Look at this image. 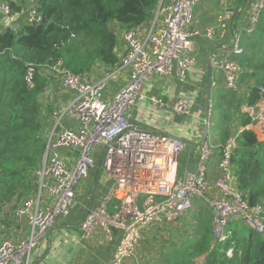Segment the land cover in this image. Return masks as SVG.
<instances>
[{
	"label": "built area",
	"instance_id": "2783aa9c",
	"mask_svg": "<svg viewBox=\"0 0 264 264\" xmlns=\"http://www.w3.org/2000/svg\"><path fill=\"white\" fill-rule=\"evenodd\" d=\"M199 1L160 0L150 25L122 27L114 24L125 51L122 54L118 51L119 42L116 46L119 66L97 80L89 73H73L61 62L44 68L35 64L27 66L25 78L30 86L34 85L37 73L45 71L50 78L52 74L58 77L64 88L76 94L63 108L58 122L68 114L79 126L56 132V125L49 134L41 166L36 172L37 189L25 197L14 212L16 222L26 221L30 233L25 238L0 240V264H33L32 253L48 231L59 218L68 217L73 207L80 204L78 186L96 167L95 154L98 153L103 157L101 174L103 178L113 179L114 187L103 205L86 207L80 230L82 241L90 240L101 231L107 242L115 243L117 236L113 231L120 233L112 256L105 264H124L133 257L144 230L151 225L174 223L192 208L194 198L203 199L209 207L213 232L220 241L232 236L229 224L233 220H240L248 228L264 234L263 205H252L238 188L232 163L238 134L233 133L224 142L219 137L221 143L211 144L209 131L213 125L210 117L204 119L205 139L199 145L196 168L181 178L179 158L188 141L180 135L137 127L127 118V112L139 102L148 100L155 105L162 104L159 97L151 94V83L156 77L170 76L176 62L177 75L183 81L194 70L195 37L199 34V30L193 28L197 22L194 7ZM233 2L221 0L224 7L219 17L220 27L218 30L210 27L205 34L210 39L225 40L211 54L212 69L222 71L227 90L240 91L242 69L238 57L245 52L241 38L256 30L264 0H253L242 26L235 20L237 11L230 6ZM0 12L11 19L28 14L29 23L42 20L36 6H22L15 11L13 0H0ZM126 69L128 75L124 84L106 97L111 81L116 83ZM215 86L211 75V87ZM212 106L211 101L210 116ZM173 110L190 115L192 102L182 97ZM253 119L261 123L264 130V115ZM194 126V132L201 131V120L197 119ZM215 148H220L219 173L211 180L208 167ZM62 149L77 151L72 163L61 153ZM47 197L52 199L51 204ZM112 201L110 210L108 204ZM233 254L231 248L228 255Z\"/></svg>",
	"mask_w": 264,
	"mask_h": 264
},
{
	"label": "trees",
	"instance_id": "16d2710c",
	"mask_svg": "<svg viewBox=\"0 0 264 264\" xmlns=\"http://www.w3.org/2000/svg\"><path fill=\"white\" fill-rule=\"evenodd\" d=\"M159 1L36 0L41 22L26 21L16 29H0V205L15 196L21 202L34 193L38 186L36 172L47 146L40 96L50 77L45 71L39 72L30 86L25 78L27 66L44 68L61 62L73 73L89 75L100 66L114 70L120 64L114 24H148ZM13 7L18 8L15 4ZM242 44L245 52L238 57L241 90L211 87L210 122L218 128L222 142L238 134L232 158L238 188L252 205L260 203L264 207V141L247 128L254 119L242 111L243 105L254 107L264 98V10L256 30L243 34ZM214 103L219 108L216 113ZM202 214L195 235L185 240L188 246L180 251L188 263L176 264H197L194 260L200 256H204L203 264H264L263 233L233 220L229 224L232 236L220 241L213 232L211 213L207 212L210 217L205 218ZM231 248L233 256L228 255Z\"/></svg>",
	"mask_w": 264,
	"mask_h": 264
},
{
	"label": "crops",
	"instance_id": "0c3cea01",
	"mask_svg": "<svg viewBox=\"0 0 264 264\" xmlns=\"http://www.w3.org/2000/svg\"><path fill=\"white\" fill-rule=\"evenodd\" d=\"M166 1L170 2V0ZM233 1V3H230V6L234 7L236 11L239 10L242 12L237 19L238 26H242L249 15L248 9H250L249 6L253 3V0H248L244 6V0ZM26 2H29V4L26 5ZM35 2L36 0H13V4L18 6V8L14 7L15 11H18L22 6H35ZM22 3L25 5H21ZM195 7V21L197 22L193 25V28L198 29L199 34L195 37L196 46L198 45V47H196L194 54L196 59L194 70L191 71L187 79L183 81L179 79L177 75L178 63L176 62L175 69L170 76L156 77L151 83V94L159 97L162 100V104L155 105L147 100L139 102L127 112L129 122L137 127L148 129L155 133L180 135L188 141L185 150L181 153L179 158L178 175L181 178L196 168L199 145L200 142L205 139L204 119H207L206 79L208 61L211 59V54L214 50L219 48V44L223 45L225 42L224 39H210L205 34V31L210 27H215L217 30L220 27L219 17L224 7V4H221V0H200ZM23 19L27 21L28 14L11 19L5 17L0 12V29L9 26L13 27L15 25H18V28L20 23L24 21ZM119 42L118 51L122 54V52L125 51V46L120 40ZM106 72L107 70L100 66L95 68L91 76L93 79L97 80L103 77ZM127 75L128 69L122 71L116 83L111 81L106 97H109L120 85L124 84ZM212 78L216 82V86L213 90L216 88L226 89L221 70L212 69ZM49 79V85L40 96L42 108H44L47 116H42L41 119L42 123L44 121L43 126L45 127L47 138L56 125V132L64 128L77 129L79 126L78 121L74 120L68 114H65L60 122H58L63 108L74 99L76 94L64 88L60 83V79L55 75L52 74ZM182 97H187L192 102V111L190 115L176 113L173 110L175 103ZM242 111L249 113L252 117L261 114L264 115V101H260L254 107L243 105ZM197 119L201 120V131L194 132V122ZM247 128L254 130L259 140L264 141V130L261 123L256 121ZM192 135L193 139L191 140L190 138ZM214 140L215 142L219 141V132ZM219 142L221 143V141ZM102 151L101 148L100 152L102 153ZM61 153L70 163H72L77 156L76 150L70 151L62 149ZM95 158L97 160L96 167L91 170L90 176L85 179L89 181L88 187L82 193L77 189V198L80 197L81 199H78L80 204H76L73 207L68 217L59 218L54 227L48 231L43 241H41L32 253L31 258L33 264H105L111 258L119 240V232L113 231L117 236L115 243L107 242L104 233L101 231H97L88 241H82L81 239L80 224L87 213L86 207H89L90 204H92L93 207L103 205L114 187V180L111 178H103L102 174L99 180H97L100 162L103 157L98 153L95 154ZM219 160L220 148H215L211 157V165L209 166V178L211 180L219 173V170L214 168H218L217 164ZM47 202L51 204L52 199L47 197ZM112 203L113 201L108 204L110 210L112 209ZM200 204L206 207L202 208ZM205 208L208 210H205ZM202 212L204 215H206L207 212L211 213L203 199L194 198L192 208L188 209L183 216L174 223L167 224L161 228H156L151 225L152 227H148L142 232L140 242L133 257L128 258L124 264L174 263V261H168L169 259L167 258V256H170L171 252L174 251L172 246L176 244L179 246L181 245L179 242H175L182 233L185 234V231L188 230L192 233L190 230L191 223L197 225L195 219L200 216ZM20 223L16 222V219L12 221L8 237L18 239L25 238L29 235V225L26 222H24L23 225H20ZM203 258L204 256H200L196 258L195 261L197 263H202L204 262ZM52 260H55L54 263Z\"/></svg>",
	"mask_w": 264,
	"mask_h": 264
},
{
	"label": "rangeland",
	"instance_id": "374dc122",
	"mask_svg": "<svg viewBox=\"0 0 264 264\" xmlns=\"http://www.w3.org/2000/svg\"><path fill=\"white\" fill-rule=\"evenodd\" d=\"M27 4H29V2L28 3L26 2V5ZM195 10H196V7H194V11ZM23 20H24L23 22L26 21V19H23ZM240 38H241V36H240ZM241 42H242V38H241ZM196 47H198V45ZM218 110H219V108L214 103V111H215V113L218 112ZM42 116L47 117L46 114H45L44 108H42V110H41V119H42ZM43 123H44V121H43ZM218 132H219L218 128L216 129L214 126L211 127V130H210V143L211 144L215 143L214 139H215V137H216V135H217ZM210 165H211V161L209 162V166ZM214 168L217 169L216 167H214ZM86 181L87 180L82 181L81 185L79 186L78 191H80V193L84 192L86 190V188L88 187V182L89 181H87V182ZM44 193H45V190H44ZM140 198L142 199L143 198V195H141ZM78 199L81 200L80 197H78ZM20 200L21 199H19V198H17V196H15L11 201L0 205V229H1L0 240L3 237H8L9 230H10V225H11L12 221L14 220V212H15V210L17 208V205L19 204ZM202 215L205 218V216L208 217L209 214L204 215V213H203ZM209 217H210V215H209ZM199 219H200L199 216L195 219L197 221V223H198V220ZM165 225H167V224H164V225H152V226H155L156 228H161V227H164ZM152 226H150V227H152ZM190 230L192 231V233H190V231L187 230V231H185V234L182 233V235L179 236L176 239V242L175 243H178L179 242L181 245L179 246L178 244H176V245H173L172 246L174 252H171V255L170 256H167V258L169 259L168 261H174V263H168V264L188 263L186 261H188L189 259L186 260V261H184L183 257L180 256V255H182V252H180V251H181V248L188 246L187 243L185 242V240L186 239H189V238H192L195 235L196 225L194 223H191ZM184 243H185V245H184ZM188 254L189 253L185 252V255L187 257H188ZM52 261L54 263L55 260H52ZM203 263L204 262L197 263V264H203Z\"/></svg>",
	"mask_w": 264,
	"mask_h": 264
},
{
	"label": "water",
	"instance_id": "95a60500",
	"mask_svg": "<svg viewBox=\"0 0 264 264\" xmlns=\"http://www.w3.org/2000/svg\"><path fill=\"white\" fill-rule=\"evenodd\" d=\"M248 0H244V4L243 6L247 3ZM240 11H237L236 16H235V20L238 19L239 15H240ZM18 25L13 26V29H16ZM234 29H236V25H233ZM211 75H212V64H211V59H209L208 61V70H207V79H206V85H207V117L209 119L210 117V104H211ZM102 166L100 165L99 168V173H98V177L97 180H99L100 175L102 173ZM92 204H90L89 207H91Z\"/></svg>",
	"mask_w": 264,
	"mask_h": 264
}]
</instances>
